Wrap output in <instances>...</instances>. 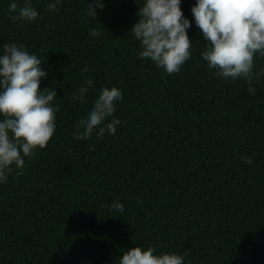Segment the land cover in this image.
Masks as SVG:
<instances>
[{"label":"trees","instance_id":"trees-1","mask_svg":"<svg viewBox=\"0 0 264 264\" xmlns=\"http://www.w3.org/2000/svg\"><path fill=\"white\" fill-rule=\"evenodd\" d=\"M10 2L0 0V51L35 53L48 73L40 88H56L60 110L48 144L0 184V264H116L139 245L185 264H264V55L253 95L245 78L220 77L201 58L195 0L181 3L191 56L172 74L138 56L130 29L143 0H104L95 15L89 0H29L31 22H13ZM112 86L123 94L116 132L74 135Z\"/></svg>","mask_w":264,"mask_h":264},{"label":"clouds","instance_id":"clouds-1","mask_svg":"<svg viewBox=\"0 0 264 264\" xmlns=\"http://www.w3.org/2000/svg\"><path fill=\"white\" fill-rule=\"evenodd\" d=\"M104 0H89L90 15H95L97 5ZM182 0H143L137 13L139 19L130 32L140 42L141 59L152 61L157 67L172 74L191 56L193 41L188 29L192 21L181 8ZM56 7L49 5L50 10ZM9 12L13 22L35 21L39 12L24 0H11ZM191 13L200 37L207 42L201 58L210 69L225 79L245 78L248 91L255 94L252 84L254 57L264 55V0H195ZM95 24V23H93ZM95 32L96 28L91 27ZM87 68V65H84ZM47 71L43 61L29 52L23 44H4L0 51V184L6 183L8 175L15 169H22L25 157L34 154L37 148H44L56 130V113L59 105L56 88H40L41 79ZM264 71L255 74L259 79ZM91 83V74L84 78ZM85 84L78 85L83 95ZM77 90L73 91V95ZM123 99L121 89L116 86L102 87L91 101L87 111L76 121V136H91L107 132L112 135L120 120L113 114L117 102ZM98 129V131H97ZM245 163H252L245 158ZM113 208L124 211V205L113 203ZM116 264H185L183 255L176 252H157L155 246L127 248L118 256Z\"/></svg>","mask_w":264,"mask_h":264}]
</instances>
